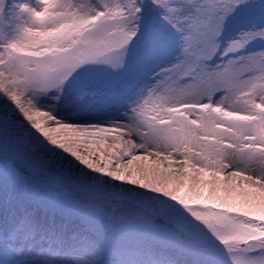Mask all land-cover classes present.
<instances>
[{
	"label": "snow or ice",
	"instance_id": "snow-or-ice-1",
	"mask_svg": "<svg viewBox=\"0 0 264 264\" xmlns=\"http://www.w3.org/2000/svg\"><path fill=\"white\" fill-rule=\"evenodd\" d=\"M254 41L264 0H0V264H264Z\"/></svg>",
	"mask_w": 264,
	"mask_h": 264
},
{
	"label": "rangeland",
	"instance_id": "rangeland-1",
	"mask_svg": "<svg viewBox=\"0 0 264 264\" xmlns=\"http://www.w3.org/2000/svg\"><path fill=\"white\" fill-rule=\"evenodd\" d=\"M240 27H242V26L237 25V24H233L229 28V30L226 32V34H225L226 38H228V39L234 38L235 34L240 30ZM262 46H264V45H262L259 41H254L247 46L246 51H253V50H256Z\"/></svg>",
	"mask_w": 264,
	"mask_h": 264
}]
</instances>
